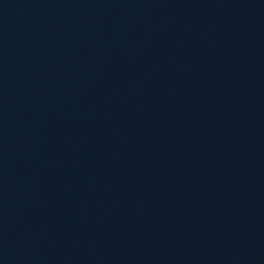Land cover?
<instances>
[{"label": "water", "instance_id": "obj_1", "mask_svg": "<svg viewBox=\"0 0 264 264\" xmlns=\"http://www.w3.org/2000/svg\"><path fill=\"white\" fill-rule=\"evenodd\" d=\"M0 264H264V0H0Z\"/></svg>", "mask_w": 264, "mask_h": 264}]
</instances>
